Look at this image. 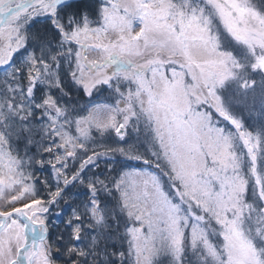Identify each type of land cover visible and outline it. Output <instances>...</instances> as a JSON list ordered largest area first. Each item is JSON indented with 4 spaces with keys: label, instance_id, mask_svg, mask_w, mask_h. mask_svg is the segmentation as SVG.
<instances>
[{
    "label": "snow or ice",
    "instance_id": "1",
    "mask_svg": "<svg viewBox=\"0 0 264 264\" xmlns=\"http://www.w3.org/2000/svg\"><path fill=\"white\" fill-rule=\"evenodd\" d=\"M0 264H264V0H0Z\"/></svg>",
    "mask_w": 264,
    "mask_h": 264
},
{
    "label": "trees",
    "instance_id": "2",
    "mask_svg": "<svg viewBox=\"0 0 264 264\" xmlns=\"http://www.w3.org/2000/svg\"><path fill=\"white\" fill-rule=\"evenodd\" d=\"M57 211H59V209H57ZM52 222H53V224H56V223H59L60 221H59V219L55 215H53Z\"/></svg>",
    "mask_w": 264,
    "mask_h": 264
}]
</instances>
